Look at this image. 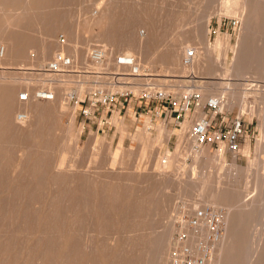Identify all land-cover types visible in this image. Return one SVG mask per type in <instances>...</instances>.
<instances>
[{"label": "rangeland", "instance_id": "1", "mask_svg": "<svg viewBox=\"0 0 264 264\" xmlns=\"http://www.w3.org/2000/svg\"><path fill=\"white\" fill-rule=\"evenodd\" d=\"M99 1L101 2V0L52 2L48 10L51 13V18L53 16L58 18L59 27H56L57 30L48 33L44 29H40L38 25H33L36 22L32 18V24H26L24 30L22 29L24 34L30 38V42L26 44L25 56L8 59L6 64H0V80L32 82L30 91L36 93L38 88L44 85L45 79L44 81L39 80L43 77L31 72H35L33 69L44 62L43 56L48 57L45 60V63L48 64L53 57V51L62 48V45L80 48V54L76 58L78 62L76 70L78 69L81 73L64 78L67 81L63 83L65 88L69 87L68 96L66 94L68 90L60 89L59 83L54 85L59 96L67 98L71 97V94L75 96L69 99L68 109L60 117L57 130L53 133L48 129L57 114L47 113L45 129L38 132L34 138L27 137L25 139V143L35 144L32 150L37 152L38 159H19L13 153V147H10L8 142L5 144L8 152L0 164V199L7 197L8 193L15 195L8 204L10 207L12 205L14 209H21V216L24 215V210L35 209L37 211L40 209L56 215L69 207L73 209L77 207L79 215L74 219L71 218L70 221L75 222L79 228L84 221L83 215L86 212L98 213L100 219L96 222L97 229L110 234L111 232L115 234L118 231V240L89 237L81 242L78 241L77 243H80L81 246L77 244L76 249L83 246L81 252L80 248L78 249V253L84 252L81 259L82 264H171L172 253L178 247L175 237L179 232H182L183 221L194 213L195 208L211 205L224 210L226 216L229 210L227 206L208 202L197 205V194L206 189L201 186L197 187L196 183L206 175L217 177L222 166L224 175L229 172L233 176V185L238 190V198L249 203L245 206L246 212L252 211L255 212L254 214H258L256 218L245 221L243 225L245 230V264H247V259L252 253V236L261 229L262 222L258 217L259 213L263 211L262 208L260 209V201L264 200V189L255 183L254 172L248 171L247 174L245 171L246 168L251 167L253 161L261 160L264 157V149L257 150V141L264 140L258 115L250 119L248 114L241 115L238 106L232 110L225 109L224 115L217 117L218 121L220 122L222 119L230 121L235 116H242L246 133L241 138V148L238 153L229 151L222 144L219 146L203 145L208 150L207 155L212 158L207 164L205 161L201 163L202 159H198V162L195 161L197 159H194V148L188 143V136L182 130L183 125L190 119L187 118L179 123L175 112H172V103H167L168 111L165 110L162 113L158 103L144 107L145 104L134 95L128 96L126 101L120 97L118 102L113 103L114 105L110 107L101 104L94 106L92 96L95 93L94 89L101 86L107 87V85L109 88L117 86L106 83L109 82L106 77L103 79L97 76L96 78L94 74L83 73V71H94L93 67H95L93 66L94 62L92 63L88 59V52L94 45H104L109 50L110 63L113 65L111 57L114 53H119L117 47L103 42L97 36L102 28L90 21L93 7L95 3H100ZM135 1L114 0V3L134 9ZM25 6L26 3L21 2L7 6L3 12L0 11V15L3 17L2 26L8 24L4 20L5 18L11 14L22 13ZM139 8L146 10L153 17L154 22L162 25V38L159 45L153 48L151 55L143 53L137 56L139 63L142 61L145 65L144 71L150 70L157 82L166 85L168 89H178V93L185 85H191V89H197L196 87L199 86L216 95H223L230 86L240 93L243 92V97L248 91L247 84L262 85L258 88V97L262 96L264 85L261 82H255L257 79L259 81V76L247 74L249 76L238 77L232 71L231 60H233L232 57L237 51L243 34L244 22L230 13L221 0H211L209 3L205 0H146L145 3L139 4ZM48 10L44 13L48 14ZM239 10L241 11V9H237L238 13H240ZM233 20L237 21V25L231 23ZM86 21L91 22V26L88 29L80 28L79 30L78 28V42L77 37L72 36L68 30L60 28L62 23L75 31L79 25L83 26ZM225 35L229 37L227 53L222 51L225 48V41L219 39V36L225 37ZM63 39H66L65 43H63ZM43 42L46 43L45 51L41 46ZM6 45L7 41L0 40V47ZM206 47L214 55V59L212 62L210 61L211 74H204L201 69L196 71L195 75L198 78H169L173 74L171 68L169 65L159 62L160 56L170 50L185 52L189 48H195L204 52ZM112 50L113 54L110 52ZM66 52L69 53L67 50ZM182 63L185 64L184 54ZM178 79H190L191 82L184 83V85ZM245 79L255 80L256 84L246 82ZM80 87H83L81 98L75 92ZM21 91H26V88H22ZM180 92L182 93V91ZM203 95L204 97L212 96L210 93ZM247 98L251 104L254 103V96L251 95ZM40 100L47 103V99L40 98ZM78 101L79 105L75 104ZM76 106L78 108L75 110ZM89 108H91V113L85 114L84 111ZM116 112H119L120 117L126 121L128 126L126 136L113 123L112 118ZM18 113L19 111L16 115ZM72 116L74 117L73 121H71ZM69 127L71 128L70 136L67 137L65 132ZM135 135L138 136L137 139L133 138ZM248 141L250 149L245 152ZM186 182H191L193 188H188ZM85 197L86 199H84ZM129 199L133 201L132 204L128 203ZM83 200L88 201L87 205ZM131 205L134 215L133 228L132 232L126 233L127 230H122V228L126 225V210ZM258 208L261 212L260 210L258 212ZM103 209H105V213ZM21 216L20 219L23 218ZM15 217L13 220H6L5 225L0 228L3 233L5 230H10L9 233L5 232L7 233L6 238L0 239V264H59L58 259H48V262H44L43 255L50 248L48 252L55 254L65 250L61 243L52 247L44 241L42 244V240L39 243L38 240L32 241L20 237L21 233L18 236L9 237L14 232L13 229L19 230L18 232L22 229L21 227L15 228L14 225H12L13 229H5L7 224L22 223V219L16 220ZM104 219H107V222ZM168 227L173 230L169 236V245L164 244L156 255L151 247V241L164 232L166 234ZM224 232L226 235L227 223ZM93 247L98 248L99 252L92 250ZM51 253L47 256L50 257ZM217 258L219 259L218 253Z\"/></svg>", "mask_w": 264, "mask_h": 264}, {"label": "bare ground", "instance_id": "2", "mask_svg": "<svg viewBox=\"0 0 264 264\" xmlns=\"http://www.w3.org/2000/svg\"><path fill=\"white\" fill-rule=\"evenodd\" d=\"M54 1H61V0H0L1 12L6 10L7 6L9 5H16L21 2L26 3V6L23 7L22 9V13L11 14L9 17L4 19L6 20V23H8L6 24V26H2L3 17L0 15V40L7 41V45L5 47H0V64H6L8 59H15L17 57L25 56L26 44L30 42V38H28V36L24 34L22 29L24 30V26H26V24L29 23L32 24L31 21L32 18H34L36 22L33 25H38L40 29H44L48 33L57 30L56 27H59L58 18L56 16H53L51 18V13L48 10L50 4ZM145 1L146 0H136L134 9L128 8L126 6L122 7L119 4H115L114 0H101V2L99 1L100 3H95L92 10V19L90 21L95 22L96 24L100 25L102 28L101 32L97 36L103 42L110 43L113 46L117 47L119 53H127L135 56L136 58L138 55L143 53L145 55L148 54L151 55L153 48L159 45L160 40L162 38V33H161L162 25L160 23L154 22L153 17L146 10L139 8V4L140 3L143 4L145 3ZM205 1L209 3L211 0H205ZM221 1L224 7L225 6L227 7L230 13H233L234 16L240 18L244 22V30L242 32L243 34L239 41L237 51L234 57H232L233 60H231L232 71L238 77L243 75L249 76L247 74H251V75L255 74L259 76V81L258 79L256 81L254 79L253 80L259 83L261 82L264 85V39H263L264 0H221ZM237 9H241V11L239 10L240 13L237 12ZM46 10H48V14L44 13L47 12ZM81 26L82 25H79L77 29L73 31V29L68 28V26L61 23L60 28L66 31L68 30L72 36L77 37L76 40L78 42L79 40L78 28L79 30L80 28L88 29L91 26V22L86 21L83 24V26L82 27ZM228 38L229 37L227 35H225V37L219 36V39L225 41L224 43L225 48L222 51L224 52L226 51V53L227 50L229 49V46L227 44ZM41 46L42 49L45 51L46 43L43 42ZM66 50L71 55H73L74 58H77L80 54V48L71 45L70 46L62 45V48H58L57 50H54L53 53L55 54L56 52L59 51L66 52ZM110 52L112 54L114 53L113 50ZM186 53H187L186 50L185 52L179 50H170L167 51L166 53H163L160 56L159 62L169 65V67L173 72V74L169 78H173V77L196 78L197 77L195 75L196 71L201 69L204 71V74L212 73L210 68L211 67L210 61L212 62V59H214V55L208 47H206L204 52H201V50H197V55L190 65H186L182 63L183 54L185 56ZM153 55H152V59L154 58ZM43 57H44V62L42 64H39L36 69H33L35 70V72H31V73L33 74L36 73L35 75L43 77V79H39V80L44 81L45 79V83H43L44 85L41 86L47 88L48 90L47 92L49 93L51 92L53 94L52 98H49L48 96L41 97V99H47L46 100L47 103H43V101L40 100V97H38V95L36 94L38 91L36 93H31L30 87L32 85L31 84L32 82L30 83L26 81H16V80L9 81L6 79L0 80V164L4 161V158L6 157L8 152L5 146L7 142L10 145V147H13V153H15L16 156L19 157V159H38L37 152L35 150H32V147L35 146V144L25 143V139L27 137L34 138V136L38 132H41L43 131V129H45L46 126L45 115L47 113L57 114L53 122L50 124V127H48V129H50L49 132L56 131L60 121V117L68 109V102L70 98L69 97L67 98L66 96L65 97L59 96V94H57V91L54 89L55 87L54 85L59 83L58 85L60 89L63 90L66 87L65 84L63 83L67 82L66 79L64 78L73 75L75 73L56 74L46 71V66L48 64L45 63V60L48 57L47 56H43ZM137 60H139V58H137ZM107 61H106L107 69L110 70L117 69V66L115 64L113 65L110 63L109 54ZM111 61H112V57H111ZM92 63L93 66L95 67H93L94 71H90V72H96V71H100L101 69H104L102 65L103 63H96L93 60ZM140 65L144 71L145 65L143 64L142 61H140ZM146 71H150V70L146 69ZM85 73L90 74L87 72ZM150 74L152 75L151 72ZM158 77L160 78L162 76H158ZM178 80H181L183 84L184 83L187 84L189 81L191 82L190 79L189 80L178 79ZM245 81L255 83L252 80L250 81L245 79ZM138 83L139 82H137V84ZM123 86L125 85H122L120 87L117 86V87H119V89H123ZM247 86H248L247 87L248 91L245 92V97L242 96L243 92L240 93L239 91H236L234 88H231L230 86L226 91H224L223 95H216L214 93H211L208 89H204L203 87H199V86L196 87L197 89H191V85H185L184 88L179 90V93H181L180 91H182V93L183 91L184 92L189 91V93H194L195 90H198L201 91L203 94L210 93L212 95L210 97L216 96L223 98V100L226 103V109L232 110L235 106H238L240 108L241 115L248 114L250 116V119H252L253 116L258 115L260 121L259 125L264 133V93L262 94V96L258 97V93H259L258 88L261 87L262 85L257 86L254 84L251 85L247 84ZM24 87L26 88V91L22 92L21 89ZM165 87L167 86L165 85ZM130 88H133L135 92L140 90L139 85H134L131 86ZM65 89L68 90L69 87ZM171 90H176L177 92L178 89L171 88ZM68 92L69 90L66 92V94ZM75 92H77L79 98H81L83 87H80ZM21 94L27 95L26 98H24L25 96L21 98ZM251 95L254 96L255 98L253 104H251L247 98L248 96ZM210 97L207 96L204 97L203 95L202 99L206 100ZM75 104L79 105L78 102ZM77 108L78 107L76 106L74 109L76 110ZM18 111L19 113L18 115H16ZM201 114H202L201 109L197 108V112L194 114V116ZM73 120L74 117L72 116L71 121ZM112 120L113 123H115L117 127L122 130L124 136H126L127 135L126 130L128 126L126 124L125 119L120 117L119 112H116L114 114ZM190 125H191V119L188 123H185L183 125L182 130L183 132H185V135L188 136V143H190V145H192V147L194 148L195 151V153L193 154L194 159H197L195 160L196 162H198V159L199 160L202 159L201 163L205 161V163L208 164V162L211 161L212 158L207 155L208 150L204 148L203 145H196V142L192 139L189 133ZM70 129H71L70 127L66 129L65 134L67 137L70 136L69 135ZM133 138L137 139L138 136L135 135ZM192 141H194V143H192ZM221 144L226 147L224 143H220V145ZM249 149H250V143L248 141L245 147V152H248ZM258 149H264V140L257 141V150ZM263 165H264V157H262L261 160L253 161L251 163V167L245 169L246 173L248 171H250L251 173L252 171L254 172L255 183L259 185L261 189H264ZM220 169L221 170L217 175V177L214 175H210V176L206 175L204 177L202 176L203 178L196 183L197 187L201 186L202 188L206 189V190L203 189L204 192H199L197 194L198 196L197 205L199 206L200 204H205L206 202H208L216 205L227 206L229 208L226 214L227 217L225 216L227 218L225 221V223H227V234L223 235L221 242L217 246L216 256L218 253L219 259L217 258L216 261L217 264H245V230L243 228V225L245 224V221L256 218L258 214H254L255 212L252 211L246 212L247 208L245 206L249 205V203L243 202L238 198V190L233 185L234 183L233 176L229 172L224 175L222 173L223 171L222 166ZM186 183H187L186 186L188 188L190 189L193 188V184L191 182H186ZM13 196L15 195L8 193L7 197L5 196L3 199L2 198L0 199V228L5 225V221L8 219L13 220V217L15 216H16L15 217L16 220L20 219L21 216L20 214L22 213V210L19 209L18 206H16L15 204H14L15 207H17L19 210L14 209L12 205L11 208L8 204ZM103 198L105 199V197ZM84 199H86V197ZM130 200L131 199L128 200V203L131 202L133 203V201ZM84 202L86 204V202L88 201L86 200ZM260 202H259L261 204L260 209L262 208L263 210L262 213H259V217H258L262 222L261 229H259L258 232L256 234H253L252 236L251 243L253 244L252 246L250 244L252 248V253L249 251V253H251V256L249 257V259H247V264H264V200ZM100 208L102 209L103 207ZM260 209L258 208V212ZM33 210H29L30 212L28 210H24L23 212L24 215L21 216L23 217L21 218L22 223H17L16 221H14L16 222L15 224L12 223L7 224L5 229L12 228V225H14L13 227L15 228L21 227L22 229L20 230V232H18L19 230L15 231L12 228L13 229L12 231L14 232H12L11 235L9 234L10 235L9 237L18 236L21 233L20 237H24L27 240H32V241L38 240L39 243L42 240L41 243L44 241L45 243L51 245L52 247H54L58 243H61L63 247H65V250H62V252L60 253L58 252L56 254L48 252L51 248L47 251V253L45 251L44 255L41 254L43 255L44 262L46 261L48 262V259L49 260L58 259L59 264H82L81 259L83 257L82 254L84 252L83 253H78V252L79 250L80 252L82 251L81 249L83 248V246L82 248L78 247V249L80 248L79 250L76 249L77 244L78 246H81L79 245L80 243H77L78 241L81 242L89 237L92 239L102 238L113 241L118 240V236H119L118 231L115 232V234L114 232H111L110 234L107 231L97 229L96 225L98 224L96 222L100 219V215L98 213L86 212V214L83 215L84 221L82 224H80V228H79L75 222L70 221L71 218L74 219L75 217H78L79 208L77 207L76 209L69 207L63 210V212L62 211L59 212L58 214H56L55 212L56 215L50 214L46 210H40V209H38L37 211L35 209ZM103 210L105 213V209ZM255 210L257 211V209ZM126 211H127L125 217L126 225L123 226L122 230H127L126 231L127 233V232H132V228H133L134 215L132 214L133 213L132 205L131 207H128ZM57 218H60V220L56 221ZM104 221L107 222V219L106 220L104 219ZM23 225H25L26 227L23 228L22 227ZM5 232L9 233L10 230H5L4 233L3 231L0 230V239H4L7 237V233ZM172 232H173L172 228L168 227L166 230V234L164 232L160 236H158V238H155L151 241V247L155 251L156 255L160 252L164 244L169 245L170 242L169 236ZM91 249L92 250L94 249L95 251H97V253L99 252L98 248L93 247ZM49 253H51L50 257L47 256L49 255ZM98 256L100 255L98 254Z\"/></svg>", "mask_w": 264, "mask_h": 264}, {"label": "built area", "instance_id": "3", "mask_svg": "<svg viewBox=\"0 0 264 264\" xmlns=\"http://www.w3.org/2000/svg\"><path fill=\"white\" fill-rule=\"evenodd\" d=\"M237 25V21L231 22ZM66 39H63V43ZM65 45V44H64ZM109 50L104 45H94L88 52V59L96 63H103V68L96 72H87L107 78L110 85L123 86V89L100 87L96 89L93 96V104L113 106L120 97L126 101L128 96L134 95L143 102L144 107L153 103L160 105L161 113L168 111L167 103L173 104L172 112L180 123L191 119L189 133L196 145H216L224 143L231 152L238 153L241 148V138L246 133L244 118L235 116L230 121H218L219 115L223 116L226 103L223 98L210 97L203 100V93L195 90L194 93L183 91L178 93L168 89L165 85L157 82L150 71H143L137 58L127 53H114L112 58L117 69L110 72L106 67ZM197 55L195 48H189L184 56V63L190 65ZM77 59L67 52H56L46 66V71L56 74L75 73L81 71L77 67ZM83 73H85L83 71ZM108 76H107V75ZM137 82H139L137 84ZM139 85L140 90L135 92L131 86ZM40 91V92H39ZM47 88L40 87L36 93L38 97L52 98L53 94L47 92ZM47 92V93H46ZM25 96V97H24ZM27 95L22 94L21 98ZM71 94L70 99L74 98ZM179 97V98H178ZM79 103V101H78ZM197 108L202 111L201 115L194 116ZM91 113V108L84 111ZM184 228L175 237L178 247L174 249L171 257V264H217L216 250L221 242L225 231V211L211 205H203L194 209V213L185 221Z\"/></svg>", "mask_w": 264, "mask_h": 264}]
</instances>
